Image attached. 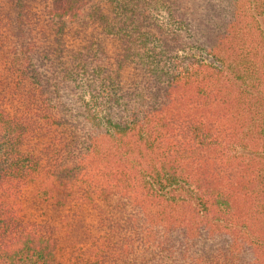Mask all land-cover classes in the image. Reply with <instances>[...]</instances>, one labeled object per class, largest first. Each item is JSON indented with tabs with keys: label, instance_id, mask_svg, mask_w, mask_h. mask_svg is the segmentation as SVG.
<instances>
[{
	"label": "trees",
	"instance_id": "16d2710c",
	"mask_svg": "<svg viewBox=\"0 0 264 264\" xmlns=\"http://www.w3.org/2000/svg\"><path fill=\"white\" fill-rule=\"evenodd\" d=\"M0 264H264V0H0Z\"/></svg>",
	"mask_w": 264,
	"mask_h": 264
}]
</instances>
